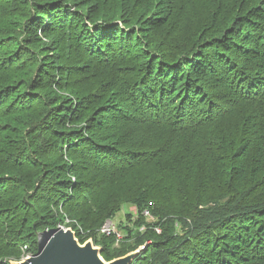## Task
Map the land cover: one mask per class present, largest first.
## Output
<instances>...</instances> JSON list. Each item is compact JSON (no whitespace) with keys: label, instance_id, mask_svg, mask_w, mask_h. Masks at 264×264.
<instances>
[{"label":"trees","instance_id":"obj_1","mask_svg":"<svg viewBox=\"0 0 264 264\" xmlns=\"http://www.w3.org/2000/svg\"><path fill=\"white\" fill-rule=\"evenodd\" d=\"M123 205L107 261L264 264V0H0V264Z\"/></svg>","mask_w":264,"mask_h":264},{"label":"water","instance_id":"obj_2","mask_svg":"<svg viewBox=\"0 0 264 264\" xmlns=\"http://www.w3.org/2000/svg\"><path fill=\"white\" fill-rule=\"evenodd\" d=\"M50 233L47 242L39 246L35 255L17 264H130L144 247L106 263L99 259L100 249L94 248L92 244L87 249L81 247L70 229L58 228Z\"/></svg>","mask_w":264,"mask_h":264},{"label":"rangeland","instance_id":"obj_3","mask_svg":"<svg viewBox=\"0 0 264 264\" xmlns=\"http://www.w3.org/2000/svg\"><path fill=\"white\" fill-rule=\"evenodd\" d=\"M170 21V20H169ZM171 26L175 27L174 26V21H170L169 22ZM176 36H179V34H176L175 36H165V33L164 31H160V35H159V39L160 38H163L165 40H169V41H173V42H176L179 37H176ZM232 131V130H231ZM227 162H225L224 164H227ZM143 176H141L137 181H139L140 179H142ZM136 181V182H137ZM177 185H179V183H177ZM176 185V186H177ZM136 209L132 206H128V205H123L118 212H116L114 214L113 217H111V221H112V224L113 226L115 227L116 231L118 232V234L121 236V238L118 240L116 236H113L116 240L115 244L113 245V247H117L118 244L126 237L125 236V230H126V225L131 227V224L130 223H127V219H126V215L127 214H130V215H133L135 217V211ZM145 216V214H144ZM148 222H152L150 221L149 219H147ZM68 223V220H65V224L64 225H58L57 229L60 228V229H63V230H66V229H70L74 234H75V231L71 228V226L69 225H66ZM56 229V230H57ZM142 231V228L139 229V232ZM82 235H81V239L83 240V242L81 243L80 240L76 237L77 241L79 242L80 245H83L87 242H91V244L93 245L94 248H98L100 249V245H98L97 243H95V241L93 240L94 238L96 240H99V238H101V236H104V237H109L107 235H104L100 232V228L98 230V233H90L88 232L87 230L84 232L83 230L81 231ZM50 234L51 233H44V234H41L39 236V246H42L45 242H47L48 238L50 237ZM76 236V235H75ZM94 237V238H93ZM140 248V247H139ZM138 249V248H137ZM136 249V250H137ZM134 250V251H136ZM101 255V254H100ZM32 255L31 253H29V251L27 250V247H23L21 249V257L19 259H8V260H4L6 262H8V264H17V263H21L23 262L24 260H26L27 258H30ZM126 256V255H124ZM124 256H120V257H116V258H113L109 261L105 260L104 258H102L106 263H110L114 260H117L118 258H121V257H124Z\"/></svg>","mask_w":264,"mask_h":264},{"label":"built area","instance_id":"obj_4","mask_svg":"<svg viewBox=\"0 0 264 264\" xmlns=\"http://www.w3.org/2000/svg\"><path fill=\"white\" fill-rule=\"evenodd\" d=\"M145 216H148L147 212L144 213ZM100 232L104 235H114L117 237V239L119 240L121 238V236L118 234V232L116 231L115 227L113 226L111 220H106L103 225L100 228Z\"/></svg>","mask_w":264,"mask_h":264},{"label":"snow or ice","instance_id":"obj_5","mask_svg":"<svg viewBox=\"0 0 264 264\" xmlns=\"http://www.w3.org/2000/svg\"><path fill=\"white\" fill-rule=\"evenodd\" d=\"M81 247H83L85 249L90 248L91 247V242H87V243L81 245ZM99 259H102V257H100Z\"/></svg>","mask_w":264,"mask_h":264},{"label":"bare ground","instance_id":"obj_6","mask_svg":"<svg viewBox=\"0 0 264 264\" xmlns=\"http://www.w3.org/2000/svg\"><path fill=\"white\" fill-rule=\"evenodd\" d=\"M49 239V238H48Z\"/></svg>","mask_w":264,"mask_h":264}]
</instances>
